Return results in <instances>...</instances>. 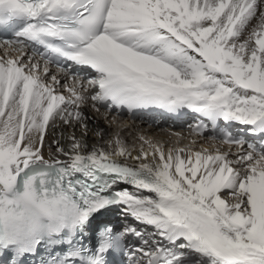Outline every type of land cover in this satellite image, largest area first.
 <instances>
[{
    "label": "snow or ice",
    "instance_id": "1",
    "mask_svg": "<svg viewBox=\"0 0 264 264\" xmlns=\"http://www.w3.org/2000/svg\"><path fill=\"white\" fill-rule=\"evenodd\" d=\"M0 31V264H264V0H0ZM86 108L190 110L223 147ZM114 206L141 227L97 232Z\"/></svg>",
    "mask_w": 264,
    "mask_h": 264
},
{
    "label": "bare ground",
    "instance_id": "2",
    "mask_svg": "<svg viewBox=\"0 0 264 264\" xmlns=\"http://www.w3.org/2000/svg\"><path fill=\"white\" fill-rule=\"evenodd\" d=\"M85 112L89 118V125L93 129H103L105 132L104 139L110 138L114 132L120 131L121 134L129 141L132 142L136 140L137 137L143 135L146 138H151L155 141H159L161 143L167 141L166 147H180L191 144L193 139H197L198 143L194 147H210L211 149H215L216 147H223L216 143H213L205 138H197L195 136H188L186 134H182L179 137L175 134L167 133V131L157 130L153 127L145 126L144 124L133 122L124 117L118 118L111 115L105 116L104 111L101 110L100 113H96L91 108H86ZM50 139V138H49ZM95 139L90 137V143H95ZM101 145L104 144V140L100 141ZM137 146H139V141H136ZM128 187L129 190L131 186L127 185H119L118 188Z\"/></svg>",
    "mask_w": 264,
    "mask_h": 264
}]
</instances>
